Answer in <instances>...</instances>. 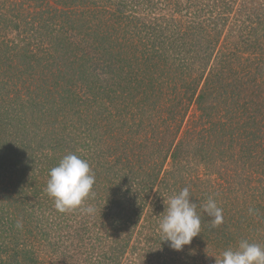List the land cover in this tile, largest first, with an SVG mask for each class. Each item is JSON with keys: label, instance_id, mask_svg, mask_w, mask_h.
I'll list each match as a JSON object with an SVG mask.
<instances>
[{"label": "rangeland", "instance_id": "obj_1", "mask_svg": "<svg viewBox=\"0 0 264 264\" xmlns=\"http://www.w3.org/2000/svg\"><path fill=\"white\" fill-rule=\"evenodd\" d=\"M19 1L26 4L15 11L12 5L17 2L0 0V93L7 92L6 96L0 94V118H8L11 114L16 117L13 126L4 122L0 125V210L4 208L7 212L9 209L16 217L11 229H8L9 218L4 219L5 226L0 222V246L3 244L7 248L5 252L0 250V259L15 264L17 257L11 248L19 245L23 251L28 250V253L20 254L22 263H28L24 257L35 251L32 257L40 264H215V259L219 260L224 250L235 249L243 239L264 246V0H231V9L226 12L228 22L221 29L220 40H225L227 50L231 49L229 45H235L240 51L232 61L235 71L226 73L228 84L221 85L225 93L218 95L209 90L203 99L196 101L194 98L177 112L180 99L174 98L178 91L166 95L167 98L146 95L147 98L138 99L139 96L134 97L136 91L129 88V96L115 99L119 111L121 103L127 105L124 113L115 115L117 128H114L116 134L112 138L106 134L99 137L109 129L107 125L112 118L107 116L109 120L106 121L104 116L109 110L113 111L110 108L114 106L111 99L101 98L99 90L97 98L83 100L85 103L74 109L72 101V109L63 107L60 113H56L53 106L49 108L48 99H34L40 95L41 89L37 86L35 93L30 96L28 92L25 99L8 97L10 91L17 90L16 93L21 94L29 88L27 84L20 87V83L22 78L32 80L31 73L37 81L48 83L44 59L38 61L39 58L29 53L40 54L37 47L39 32L46 28L43 24L47 13L37 17L39 5L43 1L54 4L60 0ZM159 1L153 0L152 5H147L146 1L133 0L126 13H135L140 21L149 24L162 21L164 34L177 32L190 39L195 37L188 29L190 22L204 20L203 23L210 27L212 21H219L221 10L213 6L217 0L209 1L211 7L208 6L207 12L200 10V5H206L207 0ZM174 2L172 12L170 6ZM119 7L118 2L111 5L113 10ZM249 18L253 19L247 25L248 31L240 34L238 27L246 24ZM132 42H136L134 37ZM84 44H90V39ZM196 48L197 45L193 46ZM88 49H91L87 50L90 58L84 63L89 67L86 81L88 91L91 88L95 91L105 84L103 79L107 74H102V62L93 59L97 56L95 50ZM189 54H180L179 60L171 65L148 67L145 76L150 80L149 77L145 80L143 75L147 86L159 89L165 86L167 78H173L172 86L182 90V73L187 68L184 66L192 68V76L203 77L199 88L206 76L217 78V74L214 75L216 57L212 60L207 55L202 61V65L209 61L205 68L196 61L187 60ZM106 56L102 54L101 57ZM69 61L71 59L67 65L71 64ZM63 77L64 81L69 80L70 74ZM62 94L66 93H55L53 97L60 106L63 105ZM142 102L144 107H141ZM231 105L236 108L238 125L241 122L247 124L236 127L233 134L235 126L231 129L228 119ZM78 109L83 111L78 114ZM138 111H142L144 117L145 126L141 132L118 129L120 123L132 128L135 125L133 116ZM249 114L250 118L245 122L244 115ZM181 117L183 121L178 127L175 119ZM216 119L228 125H218L213 128L216 130H210L218 137L203 138L210 121ZM87 124L93 126L97 147L104 152L101 158L92 156L96 171L94 196L84 204L94 206L96 213L89 215L80 208L59 212L45 191L49 171L69 153L82 159L84 155H91L85 145L77 142H82L81 131ZM221 130H224L222 134L219 133ZM20 139L22 141L18 143ZM13 150L18 151V160L14 164L8 158ZM102 161L114 163L113 166L119 169V177H112V174L107 177L104 167L98 166ZM184 187L189 188L193 202L198 205L201 233L181 251H175L168 242L162 241L159 223L168 198ZM210 196L223 209V222L218 226H213L212 218L200 207ZM4 211H0V218L7 216ZM112 213L120 220L122 218L123 223L107 221V214ZM18 220L23 223L22 229L16 227ZM23 241L27 242V247Z\"/></svg>", "mask_w": 264, "mask_h": 264}, {"label": "trees", "instance_id": "obj_2", "mask_svg": "<svg viewBox=\"0 0 264 264\" xmlns=\"http://www.w3.org/2000/svg\"><path fill=\"white\" fill-rule=\"evenodd\" d=\"M104 1L60 0L58 1V3L54 4L49 1H43V4L39 5L40 8L37 10V14L39 15L37 17H44V14L47 13V18L45 17V23L43 24L44 28H46L39 32L40 37L37 43L39 51L38 53H40L42 56L40 54L37 55L34 51H30L29 54L32 57L34 56L36 59L39 58L38 61L44 59L43 66L46 67V72H48V83L46 81H43V83L37 81L38 79L35 78L31 73L32 80L22 78L20 83V87L27 84L29 85V88L24 89V92L21 94H17V90L14 92H8V97H10V99L14 98V96H17V99H25L24 96L28 92L30 96H32L35 93L34 91L37 86V88L41 89L40 95L38 94L34 99H48L49 108L53 106L56 110V113H60L63 107L70 106V108L72 109V101H74L72 103L74 104V109L75 106L80 107L81 103L84 102L83 100L87 101V99L90 100L97 98V91L99 90V95L101 94V98L111 99L110 102L114 105L110 108L113 111L109 110V112H106V115L104 116L105 119L107 118V116H110V118H112L110 119V124L107 125L109 129L106 132L100 133L101 135L99 137L101 138L106 134V136H110V138H112L116 134V132H114L113 130L114 128H117L116 124L114 125L116 118L115 115H117V113H124L125 107L127 105V103H125V105L121 103L119 111V107H115V104L117 103L115 102V99H124L123 95L125 97L129 96V88L136 91L134 97L139 96L138 99H144L146 95H149L150 98L157 96H159L160 98H167L166 95L168 96L170 94H173V92L178 91V93L175 94L174 98L180 99V101L177 103V107L179 106L177 112L182 111L184 106L188 102H190V100L192 101V99L194 98L196 99V101L197 99H203V96L206 95L207 91L209 90H213V92L217 93L218 95L226 92V90L221 89V85L228 84L227 82H225L226 73L227 71L229 72L231 70L235 71L233 69L232 61L233 58H235V56L237 55V52L240 51L237 47H235V45H233L232 47H230L229 45L228 48L231 49L227 50V45L225 42H223L225 40H220L221 29L224 28L225 24L228 22L226 12L231 9V0V3L224 0H217L219 4H213V6H218L221 11L219 12V21L215 22L214 20L210 23L211 25L208 23L210 27L203 23L204 20L196 23H189L188 29H190V32L195 35L194 39L186 38L180 33L178 34L177 32L175 34L174 32L172 34L170 32L164 34L163 31L165 30V28L163 27L162 21L158 24H149L145 21H140V18H138L135 13L134 15H128V13H126L127 8H129V3H131L133 0ZM143 1H146L147 5L149 3L150 5H152L151 3L153 2V0ZM155 1L160 2L159 0ZM209 1L211 0H207L205 2L206 5H200V10H204L205 12H207L209 8L208 6L211 7ZM14 2H17L15 5H12L15 11H19L22 5L26 4L22 3L19 0H13V3ZM116 2H118L120 7L113 10L111 8V5ZM174 6L175 2L173 6H170L172 12L174 11ZM156 7L160 9L159 6ZM121 8L125 9L123 10ZM252 19L253 18L247 19L246 24H244L242 27H238V30H240V34H243V31H248L247 25ZM166 21L167 19L165 18V22ZM15 27H18L17 23H15ZM133 37L136 40V42L134 43L132 42ZM88 39H90V44H84L87 43ZM249 44L250 40H248L247 43L248 47ZM196 45L197 48L193 49V46ZM224 45H226V47H224ZM89 47L94 49L95 53H97V56L93 57V59L96 62H102L101 66L104 68L102 69V74H107V77L103 79L105 84H101V88H96L95 91L93 90L94 88H91L90 91H88V82L86 81L87 77L89 76V71L87 70V68L89 67H87V65L85 66L84 63L86 64V61L88 60V58H90L89 52L87 51L91 50L88 49ZM182 53H190L187 57V60L196 61L198 64L205 68L208 67L209 61L204 62L203 65L202 61L207 58V55L211 56L212 60H214V58L216 57L217 60L214 66H216L215 69L217 70H214V75L217 74V78L206 76L205 80L201 84V87L199 88L200 81L203 77L192 76L191 74L193 71L190 70L192 68L184 66L187 68L186 71L182 73L184 80V87L182 90H179V86H177L178 90H176V88L172 86L174 83L173 78H167L165 86L159 87V89L155 86L153 89L147 86L148 82L145 80L149 76H145V74L148 73L146 72L148 67H158L164 64L171 65L172 63H175L179 60V55ZM102 54H106L107 56L105 58L101 57ZM24 57L27 59L29 57L28 53L25 54ZM69 59H71V61H69L71 62V64L67 65L66 63ZM90 63L91 61L89 60V64ZM212 66H210V69ZM30 69H32V66H30ZM29 74L30 73H27L28 76ZM68 74H70V79H66V81H64L63 76ZM143 75L145 77V80L143 79ZM148 80H150V77L148 78ZM233 84H235L234 80H232V85ZM47 85L48 88H46ZM20 90L21 89H19V91ZM62 91L66 94L61 95V103H63V105L60 106V103L55 101L54 95L55 93H61ZM168 91L170 93H168ZM6 93L7 92L3 90L0 94L6 96ZM69 95H72L70 100H68ZM141 107H144L143 102L141 104ZM233 107L234 106H232L231 109L228 110L230 112V118L228 119L231 120V122H229V125L231 129L234 128L233 125L235 126V128L231 132L232 134L235 132L236 127L247 125L246 123L242 124V122L238 125L239 122L238 120H236L237 118H235L236 108ZM239 109L240 107L238 106L237 110L239 111ZM51 110L52 109H50V111ZM82 111L83 109H78L77 113L80 114ZM14 115L15 114H11L8 118H0V125H2V122H4V124H7L8 126H13L12 121L15 117ZM244 116V120L246 122V120L250 118V114ZM133 117L135 125L132 128L131 126L126 127L123 123H120L122 125H120L118 129L122 131L126 130V132L132 131L136 134L141 132V129H143V127L145 126V124L143 125V112L138 111ZM107 120H109V118L106 119V121ZM217 120L218 119H216L215 121H210L208 129L204 131L203 138L207 137L206 139H213L214 137H218L214 136L212 134L213 131L210 130H216L213 128L217 127L218 125H221L220 127H222V125L224 127L228 125L225 122L222 123L220 122V120ZM182 121V117L181 119H175V122L179 123L178 127H180ZM89 125L90 124H87V127L82 129L81 131L83 139L80 140H82V142H77L80 145H85L86 149L90 151L91 155H84L83 159L89 162L96 177V171L94 170L92 163V156L101 158L104 152L102 150L100 151L97 147L98 144L96 143L97 140L94 136L95 133L92 132L93 126L91 127ZM223 131L224 130H221L219 131V133L222 134ZM227 131L229 130L227 129ZM21 141L22 139L18 140V143ZM57 144L59 145L61 144V142H57ZM17 156L18 151L13 150L12 155L8 156V158H11L14 164V162L17 163ZM1 160L2 157L0 156V162ZM98 161L99 160H97V162ZM113 165L114 163L105 161L98 163V166L104 167V174L107 177L111 174L112 177H119L117 175L119 174V169L117 170V168ZM7 206L9 207L8 204ZM3 209L4 208H1L0 211H4ZM5 213L7 214V216L5 218H0V222L2 225H4V219L9 218L8 229H11L10 227H13V220H15L16 217H14V212L9 211V209ZM23 219L24 221L28 222L27 217L23 216ZM106 220L111 221L112 224L120 225L123 223L122 218L120 220V217L118 218V216L114 213L107 214ZM85 231L87 232L88 230L85 229ZM23 242L25 244V247H27V242ZM11 249L15 257H17L15 264H40V261L37 260V258L32 257V255H35V251L33 253L29 252V255L27 257H24L26 260H28V263H22V261L20 260V254H26L28 253V250L23 251L22 248L19 247V245H13V248ZM0 250L5 252L7 248L2 244L0 246ZM25 259H23L24 262H26ZM0 264L10 263L4 262L2 261V259H0Z\"/></svg>", "mask_w": 264, "mask_h": 264}, {"label": "clouds", "instance_id": "obj_3", "mask_svg": "<svg viewBox=\"0 0 264 264\" xmlns=\"http://www.w3.org/2000/svg\"><path fill=\"white\" fill-rule=\"evenodd\" d=\"M95 180V173L89 162L74 153H69L57 166L50 169L45 191L53 199L54 207L59 212L80 208L84 213L94 215L96 208L84 204L87 199L94 196L92 190ZM197 207L188 187L168 198L159 229L163 236L162 241L168 242L171 249L181 251L201 233V215L197 212ZM200 207L212 218L213 226L223 222V209L213 197H208ZM16 227L22 229V221L18 220ZM215 264H264V246L243 239L235 249L224 250L221 258L215 259Z\"/></svg>", "mask_w": 264, "mask_h": 264}]
</instances>
